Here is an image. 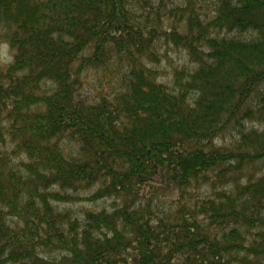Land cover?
Wrapping results in <instances>:
<instances>
[{"label": "trees", "instance_id": "1", "mask_svg": "<svg viewBox=\"0 0 264 264\" xmlns=\"http://www.w3.org/2000/svg\"><path fill=\"white\" fill-rule=\"evenodd\" d=\"M0 26V264H264V0H0Z\"/></svg>", "mask_w": 264, "mask_h": 264}, {"label": "rangeland", "instance_id": "2", "mask_svg": "<svg viewBox=\"0 0 264 264\" xmlns=\"http://www.w3.org/2000/svg\"><path fill=\"white\" fill-rule=\"evenodd\" d=\"M209 9H211L209 7ZM3 31L2 27L0 26V33ZM12 55L8 49V47L5 44H0V67L8 64L11 62ZM190 67V64L188 63L184 52L180 50L174 49L172 46H164L162 44L160 50H159V63L157 64V67L162 70L165 74V76L162 78L163 82H168L170 80V72L173 67ZM85 88L83 91L84 95L87 96H94L95 95V89H102L103 88V82L98 79L97 76L93 74H88L85 79ZM225 143H229V138L225 141ZM1 150L10 151L11 147L9 144H6L5 146H1ZM111 202H99L97 204H90V203H81V204H75L71 207L72 211H74L78 216L80 215V212L84 209H99L101 207H110Z\"/></svg>", "mask_w": 264, "mask_h": 264}]
</instances>
